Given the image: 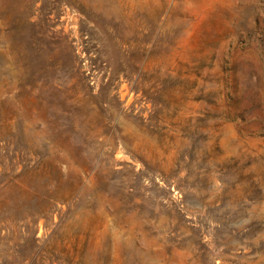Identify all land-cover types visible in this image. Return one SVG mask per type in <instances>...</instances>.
Here are the masks:
<instances>
[{
  "label": "rangeland",
  "instance_id": "obj_1",
  "mask_svg": "<svg viewBox=\"0 0 264 264\" xmlns=\"http://www.w3.org/2000/svg\"><path fill=\"white\" fill-rule=\"evenodd\" d=\"M0 264H264V0H0Z\"/></svg>",
  "mask_w": 264,
  "mask_h": 264
}]
</instances>
